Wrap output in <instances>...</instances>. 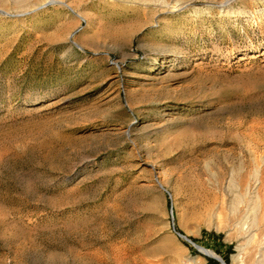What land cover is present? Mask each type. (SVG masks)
<instances>
[{
  "label": "rangeland",
  "instance_id": "1",
  "mask_svg": "<svg viewBox=\"0 0 264 264\" xmlns=\"http://www.w3.org/2000/svg\"><path fill=\"white\" fill-rule=\"evenodd\" d=\"M62 1H0V264H253L264 0Z\"/></svg>",
  "mask_w": 264,
  "mask_h": 264
},
{
  "label": "bare ground",
  "instance_id": "2",
  "mask_svg": "<svg viewBox=\"0 0 264 264\" xmlns=\"http://www.w3.org/2000/svg\"><path fill=\"white\" fill-rule=\"evenodd\" d=\"M0 1H2V0H0ZM17 2H22V1H24V0H16ZM26 1V0H25ZM23 3V2H22ZM48 3H64L62 0H46V2H45V4H48ZM78 16H80V15H78ZM72 35V34H71ZM257 170H258V168H257ZM257 170H255L256 172H255V174H253L252 175V177H251V181H250V183L249 184H247V185H245V183L242 185V183H241V181L240 182H238V181H236V180H234V179H231L230 180V182H229V187L231 188H236V189H238L239 187H241V188H244V185L246 186L245 188H244V193H250V192H252V187L253 186H255L254 187V190H256V188L259 186L258 184L259 183H261L262 184V181H261V177H260V170L259 171H257ZM261 174H262V172H261ZM261 176H263V174L261 175ZM236 179V178H235ZM219 182V181H218ZM263 183H264V181H263ZM258 185V186H257ZM263 185V184H262ZM261 185V186H262ZM231 188V189H232ZM262 188H263V186H262ZM228 189V188H227ZM264 189V188H263ZM253 190V197L251 198V204H252V210H253V216H251L250 218H251V220H250V227H249V229L247 230V235H246V238H247V241H245V243H246V245H247V243L249 244V242H253L254 241V239H256V236H257V234H258V236L260 235L261 236V234H259V233H257V231H259V230H257V229H259V227H260V225H262L261 223L259 224V217H258V210H260V208H261V206H262V202H263V196H262V199H261V197H260V194H262V193H260V191L258 192V191H254ZM261 190V189H260ZM231 191V190H230ZM229 191V192H230ZM236 193H238V192H236ZM243 193V194H244ZM234 194V193H233ZM240 194H242V193H240ZM234 196V195H233ZM238 197L240 196V195H237ZM241 197H243V198H246V197H244V196H241ZM236 198V197H235ZM243 198L241 199L242 201H243ZM249 198H250V196H249ZM239 199V198H238ZM240 200V199H239ZM245 200V199H244ZM245 202H247V201H245ZM249 202V201H248ZM232 203V202H231ZM234 204V203H233ZM232 204V205H233ZM249 204V203H248ZM251 204H249V205H251ZM264 204V203H263ZM238 206V205H237ZM248 206V205H247ZM232 207V206H231ZM235 207V206H234ZM233 208V207H232ZM249 208V207H248ZM238 209V208H237ZM236 209V210H237ZM262 209H264V206H262ZM233 211H235L234 209H233ZM264 211V210H263ZM245 212H246V210H245ZM250 212V211H249ZM260 212H261V210H260ZM259 212V213H260ZM258 214V215H257ZM263 214V213H262ZM261 215V214H260ZM250 216V215H249ZM261 216H263V215H261ZM260 216V217H261ZM263 218H264V216H263ZM263 218H261V219H263ZM241 219V218H240ZM244 219V218H243ZM264 220V219H263ZM249 221V220H248ZM264 223V222H263ZM241 224V222L239 223V225ZM247 224V223H246ZM245 224V225H246ZM242 225V224H241ZM247 226V225H246ZM239 228H240V226H239ZM243 229H244V227H243ZM245 230H246V228H245ZM244 233H245V231H244ZM263 236V235H262ZM259 239V238H258ZM258 239H257V241H258ZM260 240V239H259ZM263 240H264V238H263ZM263 242V241H262ZM260 246H263V245H260ZM198 247L200 248V250H202V251H204V252H206L207 254H210V255H214L215 257L216 256H218V255H216L213 251H211V250H208V249H206V248H204V247H202V246H200V245H198ZM254 248V247H253ZM260 248V247H259ZM238 249H239V253H237V254H234V256H233V264H242L241 262H242V253H243V251H244V249H245V247H244V245H240V246H238ZM188 261L191 263V264H197L198 263V261L195 259V258H192V257H190L189 259H188ZM253 264H264V247H261L260 248V256H259V258H258V260H256L255 262H253Z\"/></svg>",
  "mask_w": 264,
  "mask_h": 264
},
{
  "label": "trees",
  "instance_id": "3",
  "mask_svg": "<svg viewBox=\"0 0 264 264\" xmlns=\"http://www.w3.org/2000/svg\"><path fill=\"white\" fill-rule=\"evenodd\" d=\"M207 233H208L207 231H204V234H207ZM210 234L213 236H216L218 239L222 238V234H216L215 232H210ZM193 240L197 241L196 239H193ZM188 245L190 246V244H188ZM190 247L194 250V248L192 246H190ZM217 252L223 256L226 264H230V255L232 254V247L231 246H228L225 254H223L220 250H217ZM207 259H208L209 264H220V262H218L217 260H215L213 258H207Z\"/></svg>",
  "mask_w": 264,
  "mask_h": 264
},
{
  "label": "water",
  "instance_id": "4",
  "mask_svg": "<svg viewBox=\"0 0 264 264\" xmlns=\"http://www.w3.org/2000/svg\"><path fill=\"white\" fill-rule=\"evenodd\" d=\"M180 236H182L183 238H185L187 241L191 242V243L193 244V246H194L199 252H201V253H203V254H205V255H207V256H209V257L215 259V260H217L218 262H220V264H226V262L224 261V259H222V257H219V258H218V257H215V256H210V255L204 253L203 251H201L200 248L198 247V245H197L195 242H193L191 239L187 238L185 235H181V234H180Z\"/></svg>",
  "mask_w": 264,
  "mask_h": 264
}]
</instances>
